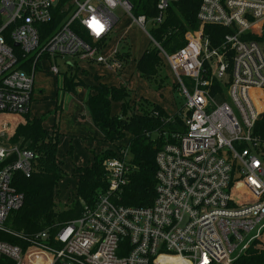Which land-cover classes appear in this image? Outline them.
Masks as SVG:
<instances>
[{
  "label": "built area",
  "instance_id": "2783aa9c",
  "mask_svg": "<svg viewBox=\"0 0 264 264\" xmlns=\"http://www.w3.org/2000/svg\"><path fill=\"white\" fill-rule=\"evenodd\" d=\"M139 1L0 0V113H30L43 63L55 75L59 61L69 74L87 71L81 64L123 70L122 51L104 54L117 8L147 33L185 96L169 117L178 115L185 129L165 133L156 155L153 203L115 201L131 171L125 147L105 161L106 191L54 233L8 225L25 204L17 183L32 176L36 154L9 145L11 127L2 123L0 231L21 243L0 239V261L153 264L170 256L178 264H233L264 232V139L255 133L264 114V0H198L200 26L188 28L173 53L153 33L180 0H152L151 15L136 14ZM208 25L224 29L215 42Z\"/></svg>",
  "mask_w": 264,
  "mask_h": 264
},
{
  "label": "trees",
  "instance_id": "16d2710c",
  "mask_svg": "<svg viewBox=\"0 0 264 264\" xmlns=\"http://www.w3.org/2000/svg\"><path fill=\"white\" fill-rule=\"evenodd\" d=\"M135 9L138 15H151L155 12L152 0H140L135 3ZM197 9L198 0H180L170 7L166 21L154 30L155 38L162 42L169 52H176L186 44L185 33L188 28H199ZM206 31L214 35L215 42L224 29L208 25ZM128 57L129 54L123 52L122 58L125 63ZM136 64L139 75L152 85L158 88L167 85L166 63L155 47L144 51ZM78 72L79 70L71 71L70 74L65 73L66 90H73L75 86L84 83ZM133 94L127 85H108L103 81V76L95 75L87 104L98 128L105 136V142L112 146L95 154L91 164L75 166L73 176L77 180L76 191L71 202L63 205L58 203L57 196L60 194V183L69 174L58 154L60 132L57 126L47 127L44 116L38 118L32 117L29 113L23 115L0 113V125L6 122L7 126L11 127L10 143L19 145L22 149H30L36 154L32 176L30 178L23 176L18 180L17 186L25 193L26 199L24 206L10 216L8 220L10 227L27 235L45 229L54 233L59 224L79 217L84 206L92 205L108 188L104 160L115 156L125 147L129 149L127 161L131 171L127 184L119 192L120 198L114 199L119 204L127 206H149L153 203L156 194V155L165 141L164 134L168 133L170 138L173 132L183 131L185 127L178 115L174 117L175 121L169 120L170 114L163 106L145 98L137 103ZM113 102L121 105L118 114L112 112ZM255 133L264 139V114L256 124ZM127 134H130V139L123 145L121 141ZM0 239L21 243L20 240L1 231ZM0 264L12 262L4 260L0 261ZM153 264L178 263L177 258L162 256ZM233 264H264V232Z\"/></svg>",
  "mask_w": 264,
  "mask_h": 264
},
{
  "label": "rangeland",
  "instance_id": "374dc122",
  "mask_svg": "<svg viewBox=\"0 0 264 264\" xmlns=\"http://www.w3.org/2000/svg\"><path fill=\"white\" fill-rule=\"evenodd\" d=\"M114 13L119 20L108 39L104 54L111 53L115 49L127 52L129 57L123 70L112 72L100 65L81 64V67L88 66V73L87 71L86 73L78 72L84 83L75 86L73 90L64 88L66 68L63 71L64 64L60 61L62 74H52L49 71L48 62L43 63V70L36 74L34 100L29 114L38 118L44 116L46 126L49 128L57 126L60 132L58 154L64 161V168L69 174L60 183V194L57 196V201L61 205L70 203L74 197L77 187V180L73 176L75 166L91 164L95 154L112 146L105 142V136L98 128L87 104L90 86L94 83L95 75L103 76L104 82L108 85H127L133 91V98L137 103L145 98L163 106L168 114H173L183 108L185 102V96L178 89L177 80L167 64L165 67L167 85L163 88L152 85L139 75L136 67L137 59L144 51L152 47L153 43L147 33L134 23L129 14L121 8H117ZM147 30H151L150 24H147ZM120 110V103L113 102L112 112L118 114ZM129 139L130 134H127L121 143L126 145ZM9 142L10 134L7 143L11 145ZM107 159L104 160V166Z\"/></svg>",
  "mask_w": 264,
  "mask_h": 264
},
{
  "label": "crops",
  "instance_id": "0c3cea01",
  "mask_svg": "<svg viewBox=\"0 0 264 264\" xmlns=\"http://www.w3.org/2000/svg\"><path fill=\"white\" fill-rule=\"evenodd\" d=\"M88 69V68H87ZM87 73H88V70H87ZM103 81H104V77H103Z\"/></svg>",
  "mask_w": 264,
  "mask_h": 264
}]
</instances>
